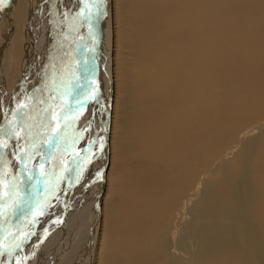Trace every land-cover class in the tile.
I'll use <instances>...</instances> for the list:
<instances>
[{
	"label": "bare ground",
	"instance_id": "bare-ground-1",
	"mask_svg": "<svg viewBox=\"0 0 264 264\" xmlns=\"http://www.w3.org/2000/svg\"><path fill=\"white\" fill-rule=\"evenodd\" d=\"M120 4L124 10L120 28L126 31L119 44L125 79L120 126L125 142L134 154L146 158L142 164L150 165L148 157L157 161L156 175L160 163L165 168L178 164L165 182L173 185L182 175L191 178L187 185L183 182L190 193H196L182 198L185 210L197 190L202 196L196 207V200L191 206V213L199 212L200 217L183 228L188 244L195 247L197 242V254L192 249L185 251V258L178 256L181 244H174L168 224L163 230H151L155 238L137 237L139 243L131 240L134 234L141 235L140 229L125 236L128 243H121L119 250L125 255L116 264H162L163 260V264H187L186 260L188 264H264V162L248 161L259 142L255 138L248 143L242 166L235 167L228 158L234 150L222 148L227 135L211 139L219 134L221 123L233 138L236 127L247 119L238 115L246 111V104L251 116L259 104L264 106V0H121ZM96 5L97 0H5L0 6V65L10 82V94L4 99L6 115L0 123V207L11 199L6 207L14 209L0 227V264L52 263L64 243H73L68 232L82 222L83 205L101 208L105 192L101 186L107 181L102 164L109 168L112 104L117 100L112 52L119 35L116 0L99 2L94 29L91 13ZM4 44L7 51L1 48ZM245 136L239 139L244 141ZM262 142L264 154V136ZM215 153L225 156L220 165ZM180 161L184 167L179 171ZM34 167L40 170L25 186ZM66 167L72 168L71 175L66 174L69 181L58 180L59 192L54 193L61 198L55 204L62 213L47 221L59 230L66 228L58 235V244L49 241L57 246L51 249L41 236L48 232L46 227L45 232L39 228L57 197L53 194V201L45 194L51 175ZM139 173L155 179L154 172ZM138 194L135 190L133 198ZM126 199L134 202L128 212L136 226L139 218L134 214H148L150 205L147 210L140 201ZM122 203L120 199L109 213L112 220ZM159 208L152 209L158 220ZM142 215L140 222H147L144 228L153 229ZM95 255L92 264H99L98 250ZM102 264L111 262L103 259Z\"/></svg>",
	"mask_w": 264,
	"mask_h": 264
},
{
	"label": "rangeland",
	"instance_id": "rangeland-1",
	"mask_svg": "<svg viewBox=\"0 0 264 264\" xmlns=\"http://www.w3.org/2000/svg\"><path fill=\"white\" fill-rule=\"evenodd\" d=\"M120 3H121V0H116V7H115L116 8V12L115 13H116L117 22H118V28H117L118 35H119L118 36V42H117V47L118 48L116 46H113L114 50L112 52V54H114V70H113L112 79L114 81V90H115V95H116L115 99H117V100H116V102L114 101V103L112 104L113 117H112V123H111L112 132H111V137H110V139H111L110 140V143H111L110 149L111 150H110V154H109V161H110L109 162V168L107 169V163H103L102 164V168L105 169L104 173L107 172V174H106L107 175V178H106L107 181H104V183L102 184V186L104 188H102V186H101L102 191L105 190L104 193L102 192V195H103L102 205H101V208H99V210H96V209H93V208H91L89 206L83 205L84 210H83V212H81V217L78 216L82 220V222L77 221L75 227H74V225L72 223L70 228L71 227L72 228L74 227V228H73L72 231L68 232V234H70V237H71L73 243L70 242V241H68L67 244L64 243L63 244L64 245V249L58 250L56 252V254L54 255L56 257V259L54 258L53 259L54 261L52 263L50 262V260L47 261L48 264H59L58 262H60V264H92L94 262V260H95V257H96L95 253L97 252V250L99 251V254L101 256V258H100L101 260L99 261V264H102L103 259H107V261L109 259L111 264H116L117 259H121L125 255L123 252H119L120 247H121L120 244L121 243L122 244L128 243L127 241H125V236H127L129 238V237H131L133 235V233H135L137 231V229H140L141 230L140 234L142 236L141 235L136 236L134 234L133 237H135V239L131 240V241H133V244L139 243L140 240H138L137 237H141V240L143 238H147V237H152L153 238L155 236L154 234L156 232L152 234L151 230H153V231L154 230L157 231L159 229L163 230L164 228L168 227V224L171 226L170 227L171 228L170 229L171 230V232H170L171 235L174 233L172 235L174 244L175 245L177 243L181 244V247L179 246V251H178V252H180L178 254L179 257L185 258L186 257L185 251H189L190 250L189 252H191L192 249H194V253H192V252L191 253L195 254V252L199 248V247H197L198 246L197 242H196L195 247L191 246L190 244H188L189 242L187 241L188 240L187 238H189V237L185 233L186 229L183 230V228H184V226H187L186 222H188L190 219H194V218L198 219L200 217V214H199V212H197V210H195V212H197L198 216L196 214L193 215L191 213V210H192L191 206L194 207V201L196 200L195 201V207H196L198 202L200 201L199 199H201L200 197L202 196V194H201L200 190H197V191H199V193H197L198 194L197 197L195 198V196H196L195 195L194 198H192L193 202H190V204L191 203H193V204H191L190 207L188 205L187 206V210H185L186 206H184V204H182V203H184V200L187 199V196L189 194L192 195L193 193H196L195 192L196 190H193V192L190 193L189 192L190 190L187 189L186 185L188 184V181L189 182L191 181V178L190 177L186 178L187 176L185 177V176L182 175V176H180L181 178H179L177 180V182H178V183L176 182L177 184L172 182V181L171 182L174 183L173 185H171L169 182H165L166 179L168 180V177L175 170V168L177 167L178 164L175 167L172 166V165L168 166V168L166 167L167 168V171H166L165 166L162 163H160L159 166H157L158 169H159L158 170L159 174L156 175L154 167L157 164V161H152L148 157L150 165L148 166L146 163L142 164V162H144L146 160V158L139 157L138 155L134 154L130 150V148H128L127 142H125V141H127V138L124 137V135H126V134L122 133V127H121L122 126L121 125L122 121H121V119L124 117V114H123V109H122L123 105H122V102H121V99H122L121 97H123L122 93H123V88H124L123 85H124V80L125 79H124V72H123L124 65L121 62L122 54H121V51H120L119 44L125 38L126 31L120 28L121 24L123 23V21H122V19H123L122 12L124 11L123 7L121 6ZM6 46H7V44H4V45H2L1 48H3V50H6ZM115 47H116V49H115ZM115 52H116V58H115ZM1 64H2V62H1ZM232 81H233V84L236 83V81L234 79H232ZM8 84H10V82H9L8 77H7V74L4 72L2 66L0 65V123L3 120L2 118L5 117L4 115H6L5 114L6 103L4 102V99H5V96L10 94V87H9ZM238 84H240L241 87H242L241 83H238ZM242 90H243V88H242ZM19 93L20 92L18 91V94L15 95V98L18 95L20 96ZM238 97L239 98L240 97L244 98V94H240ZM248 103H250V102L248 101ZM247 105L248 104H246L245 106L249 109L250 107L247 106ZM246 107H244L245 110H246L245 112L243 111V112H239V114L237 113L238 115L241 116L242 120L244 119V117H247V119L246 118L245 119H246V122H248V123L245 122L246 124H244L243 123V121L245 120L244 119L240 125L238 124L240 127L239 126H237L238 128L236 127L235 131L236 132L238 131L237 133H238L239 136L236 135L237 133H235V135H233V138H230L229 137V133L225 132L227 126L223 127L226 124L224 125V123H221V126H220L221 129L219 131V134H215V136L211 138L212 140H215L217 138L220 139L221 136L225 137L227 135L225 137L226 141L222 145V148L226 147V145H227V148L224 149L225 151L226 150H230V149H231L230 151L234 150L232 154L229 153L230 155L227 154V156L229 155L228 158L231 160V163L234 162L233 165L235 167L236 166H240V165L242 166L243 160H244L243 154H244V152L246 151V149L248 147V143H250L251 140L252 141H256V139H257V142H259L256 145L257 146V152L254 153L253 156L251 155L252 153H250V158H249L248 161L252 162V163H254L256 161L264 162V154L262 153V151H263L262 137L264 136V125L259 127V128H257V129L255 128L258 125H260L261 123L264 124V109H263L264 106L259 104V106H257V107H260L261 110L258 109V111L255 113V115H252V116L249 115L248 109ZM20 108H21V106H20V104H18V107L16 108V111L18 112V110ZM241 113H243V114L241 115ZM245 113H247V114H245ZM258 113H260L261 115L259 117L255 118L254 116H256ZM238 115H236L235 118L238 117ZM252 117L255 118L256 121L254 119H252ZM251 119H252V122H251ZM236 121L237 120H235V122ZM210 122H212L211 119H210ZM0 128H1V126H0ZM223 128L225 130H223ZM0 131H2V130L0 129ZM260 132H261V134H260ZM245 135H247V136H245ZM248 135H250V136H248ZM235 136H236V138H234ZM243 136H245V138H243V140L247 139L246 141L245 140L242 141V140L239 139L240 137H243ZM235 140H236V142H235ZM260 142H262V143H260ZM237 143H238V145H237ZM259 144H260V146H259ZM244 147H246V148H244ZM68 149H71V148H68ZM68 149H67V151H68ZM255 149H256V147H255ZM65 150H66V148H65ZM65 154H66L65 158H67V156H68L67 152ZM215 155H216V153H215ZM216 156L217 157H215L214 159L216 161H218L216 163H219V165H220V160H224L225 156L222 157L223 159L220 158L218 155H216ZM1 158H3V156H1ZM60 164H61V162L59 161L58 165H56V166H59ZM182 167H184V161H182V162L180 161L178 169H176V170L180 171V169ZM152 169H153V171H152ZM169 169H170V171H168ZM70 170H72L71 167H66V169L63 168L62 170L59 168L58 173L60 172L59 174H61V175L52 173L53 175H51L52 177L50 179V183H49L48 188H47V190H49V191L46 190L47 191L46 192L47 195L45 194L46 197H48V196L53 197L54 193L57 194V191L59 192V190H58L59 187L58 186H59V182L60 181H58V180H64L65 179L64 181H69V176L66 177V174L69 175L70 174L69 173ZM161 171L164 174H166V175L163 176L164 174ZM179 171L175 172V173H177V176L179 175V173H178ZM139 172L147 173V174H151L150 172H152V173L154 172L153 175L155 176V179L153 177H151V176H148V175L143 177V175L140 174ZM240 173H241V171H240ZM64 176L67 178V180H66V178H64ZM239 176H240V174H239ZM239 176L236 179H238ZM152 179H153V181H152ZM181 179H183V180H181ZM183 181L186 183V185H184L185 183ZM106 182H107V185H106ZM0 183H2V181ZM167 183H168V185H166ZM174 186H176V188ZM97 187H96L97 188L96 191L94 192L95 194H97V192H99L98 191L99 188H100V184L99 183H97ZM146 187H148V188H146ZM163 187L165 189H163ZM55 190H57V191L55 192ZM135 190L140 192V194H138L139 197H135L136 200L133 198L134 195H132L135 192ZM183 190H184L185 194H182ZM185 190L188 191V192H186ZM55 194H54V197H55ZM182 195L183 196L185 195V197H183ZM127 196L129 198H131L133 201H137V200L140 201L139 204L144 206L147 210H148V206L150 205V210H148L149 211L148 214L147 213L145 214L144 212H140V213L134 214L136 218H139L138 221H137L138 224L136 226H132V223H133L132 222V215L128 212V210L134 208V206L132 205V203H134V202L129 204L128 203V199H126ZM173 196H174V198H176V200L174 202H172ZM178 196H179V198H178ZM54 197L52 198V200L57 197L55 199L56 202H52V203H54L55 207H53V205L50 204V206L51 205L52 206H51V208L50 207L49 208L52 209V207H53V211H51L49 209L48 212H47V214L50 213L48 218H46V220L45 219L44 220L41 219V222L43 223V226L41 225V227L39 228L40 229L39 232H45V230H46V232L48 231L47 233H42L41 234V236L44 235L43 237L45 238V241L48 243V244L45 243L44 245H47L49 247L51 246V247H54L53 249H56L57 246L56 245L52 246V244L49 243V241H51L53 239V241L55 240L54 244H58V242H59L58 241V239H59L58 235L62 236L61 233H63L65 231L66 227L64 226V227H62L59 230V228H60L59 226H56L57 227L56 228L55 226H53L51 224H48V222H47L48 220H50V216L52 214L54 215V213H55V215L58 217L62 213V209L61 208L58 209V206H60V205H56L55 204V203H57V204L60 203V199L61 198L59 197V199H58V196H56L55 198ZM119 197H120L121 201L123 200V202H125V203L127 201L128 204L127 203L126 204L122 203V208H121V211L119 212L120 214L117 216L116 219L112 220L110 218V216H109V213L112 212L114 207L115 208L117 207L116 204H117L118 201H120ZM197 198H199V199H197ZM179 200H181V201H179ZM145 203H148V205H146ZM156 203H157V205H156ZM175 204H176V206H175ZM125 205H127V206H125ZM153 205L157 206L158 208L160 207L159 208V213H160V209H161V213L159 215L162 214L161 216H165V217H161L160 216L161 219L158 220V218H159V217H157L158 215H155L153 213V210H152L153 209ZM180 206H182V207H180ZM143 209L144 208H142V209L140 208V211H142ZM176 209H178V210H176ZM150 211L152 212V214H151ZM167 211H168V213H167ZM172 211H174L176 214L174 212H172ZM116 212H118V210H116ZM142 213H143V215H144V217L146 219H148V220L150 219L149 220V221H151L150 222V225H151L150 228L153 227V225H154L155 228L153 227V229H150V230L144 228V227H146V223L147 222L145 220L142 221V223L140 222L141 221V217L139 215L142 214ZM180 214H181V216H180ZM187 214H188V216H187ZM143 215H142V218H143ZM150 215H153V216L150 217ZM56 216H54V218ZM173 216H175V217H173ZM78 217H77V219H78ZM167 219L173 221V223L171 221L169 222ZM166 220L168 221V222H166L167 226H166V223H165ZM178 220H180V221H178ZM63 222H62V224H63ZM71 222L72 221H70V224H71ZM154 222H155V224H154ZM157 223H160V225L157 224ZM46 224H48L49 227ZM139 224L141 226H143V227H140ZM202 225H204V223ZM162 226H163V229H162ZM45 227H46V229L44 230ZM142 228H144V229H142ZM175 229H176L177 233L175 232ZM142 230H144V231H142ZM132 231H134V232H132ZM52 232H54V233H52ZM48 233H49L50 236H48ZM125 233L127 235H125ZM197 233H198V231H197ZM55 234H57V235H55ZM68 234H67L66 239H68ZM130 234H132V235L128 236ZM143 234H145V235L143 236ZM147 234H149L150 236H148ZM151 234H152V236H151ZM180 234H182V235L179 237ZM184 234L186 235L187 238L185 237ZM196 234H195V236H196ZM146 235H147V237H145ZM46 236H48L47 239H46ZM93 236H94V239H93ZM121 236H124V237H121ZM196 237H198V236H196ZM184 238H186V241H185ZM179 239L180 240L182 239V240L180 241ZM53 241H51V242L53 243ZM176 241H177V243H176ZM197 241H198V239H197ZM152 242H153V240L150 242L151 246H152ZM130 244H132V243H129L128 247L130 246ZM44 245H42V246H44ZM50 248H48L49 254H50V250L52 249V248L51 249ZM72 249H75V251L73 253H71ZM60 251L62 252L63 256L61 255ZM104 254H106L107 256L104 255ZM196 254H197V252H196ZM189 258L190 257H187V259H189ZM47 262H46V264H47ZM163 262H164V260L162 261V264H163ZM186 262L188 264V260H186Z\"/></svg>",
	"mask_w": 264,
	"mask_h": 264
},
{
	"label": "water",
	"instance_id": "water-1",
	"mask_svg": "<svg viewBox=\"0 0 264 264\" xmlns=\"http://www.w3.org/2000/svg\"><path fill=\"white\" fill-rule=\"evenodd\" d=\"M99 2H101V0H97V5L94 7V10H93V13H91L92 15H91V25L93 24L94 25V29L95 28H97V26H98V23H97V17L95 16V13H96V11H97V9H98V5H99ZM49 144H47V146H48ZM47 146H46V149H45V152H46V155H48L47 154V152H48V149H47ZM45 155V156H46ZM44 163V162H43ZM43 163H41L40 165H39V167L43 164ZM45 164V163H44ZM39 167H34V169H33V172H32V175H30L29 176V178L26 180V182H25V186H26V184H27V182L29 181H31L32 179H34V176L38 173V171L40 170V169H38ZM15 193V192H14ZM17 194V192L14 194V196ZM10 201H11V199L9 200H7L6 201V203H2V205H1V207H0V227L2 228L3 226H4V222H5V216H7V215H9L10 213H12L13 212V206H8V207H6V205L7 204H9L10 203ZM12 201H15V199H12ZM27 201V200H26ZM25 204V202L22 204V206ZM23 212V211H22Z\"/></svg>",
	"mask_w": 264,
	"mask_h": 264
},
{
	"label": "snow or ice",
	"instance_id": "snow-or-ice-1",
	"mask_svg": "<svg viewBox=\"0 0 264 264\" xmlns=\"http://www.w3.org/2000/svg\"><path fill=\"white\" fill-rule=\"evenodd\" d=\"M5 0H0V6L4 4Z\"/></svg>",
	"mask_w": 264,
	"mask_h": 264
}]
</instances>
